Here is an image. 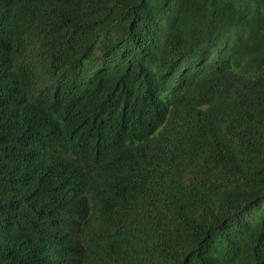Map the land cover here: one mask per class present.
Masks as SVG:
<instances>
[{"label": "trees", "instance_id": "obj_1", "mask_svg": "<svg viewBox=\"0 0 264 264\" xmlns=\"http://www.w3.org/2000/svg\"><path fill=\"white\" fill-rule=\"evenodd\" d=\"M36 5L0 0V264H264V0Z\"/></svg>", "mask_w": 264, "mask_h": 264}, {"label": "clouds", "instance_id": "obj_2", "mask_svg": "<svg viewBox=\"0 0 264 264\" xmlns=\"http://www.w3.org/2000/svg\"><path fill=\"white\" fill-rule=\"evenodd\" d=\"M40 4H42V6L40 5H36V6H32V7H36V8H44L47 13H48V16L50 17L52 11L54 10V3H55V0H37ZM0 16L1 18L3 19L4 21V24L3 26L8 29L9 32H11L10 34H12V21H13V14L11 13H6L4 11H2L0 13ZM9 54L7 55V57H9ZM73 70L76 72V65L73 67ZM79 80V84H78V87L77 89H85L88 87L89 85V81H85V80H80V77L77 79ZM87 115L88 117H90L91 121L96 117V116H100L99 113H98V110H97V106L96 105H88L87 106ZM125 115L123 116H119V117H116L117 119H122L124 118ZM129 118V116H127ZM130 119V118H129ZM133 121L130 120V124H132ZM151 126L149 123H146V124H143L142 126V130H146L147 129H150ZM144 137H140L138 138L137 140L138 141H141Z\"/></svg>", "mask_w": 264, "mask_h": 264}]
</instances>
